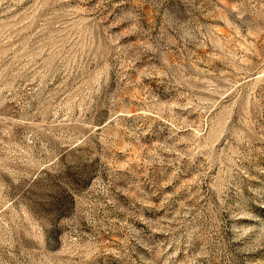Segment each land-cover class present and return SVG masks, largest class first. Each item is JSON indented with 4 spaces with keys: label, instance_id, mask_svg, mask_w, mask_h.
I'll return each mask as SVG.
<instances>
[{
    "label": "rangeland",
    "instance_id": "374dc122",
    "mask_svg": "<svg viewBox=\"0 0 264 264\" xmlns=\"http://www.w3.org/2000/svg\"><path fill=\"white\" fill-rule=\"evenodd\" d=\"M0 264H264V0H0Z\"/></svg>",
    "mask_w": 264,
    "mask_h": 264
}]
</instances>
